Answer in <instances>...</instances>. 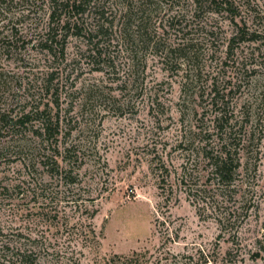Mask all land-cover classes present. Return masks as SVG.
Here are the masks:
<instances>
[{
	"label": "rangeland",
	"instance_id": "obj_1",
	"mask_svg": "<svg viewBox=\"0 0 264 264\" xmlns=\"http://www.w3.org/2000/svg\"><path fill=\"white\" fill-rule=\"evenodd\" d=\"M243 1L264 33V0ZM156 3L152 22L174 26L136 37L135 60L109 47L95 70L81 39L64 57L42 47L43 0L0 1L1 35L15 32L0 112L32 117L0 134V242L35 264H264L263 40H230L229 19L191 0ZM36 109L60 118L66 177L27 166ZM222 143L237 165L226 187L205 156Z\"/></svg>",
	"mask_w": 264,
	"mask_h": 264
},
{
	"label": "trees",
	"instance_id": "obj_2",
	"mask_svg": "<svg viewBox=\"0 0 264 264\" xmlns=\"http://www.w3.org/2000/svg\"><path fill=\"white\" fill-rule=\"evenodd\" d=\"M33 1L8 0L10 3L22 2L26 6ZM156 1L158 0H43L47 6V19L41 27L43 37L40 39V44L50 53L64 57L67 38L73 36L81 39L84 42L82 51L93 65L96 64L93 67L95 70L105 68L107 54H110L109 51L107 52L108 48L111 46L116 48L121 42L125 46L124 49L128 51L127 57L135 60L139 49H133L131 43H134L136 37L140 36L142 39L139 41L146 43V36L153 40L152 38L158 35L157 30L167 25L174 26V18L171 21L167 20L166 24L161 19L152 22L153 11H157L159 7L152 8L157 4ZM159 1L173 2V0ZM243 3V0H191L194 15L200 12L229 19L233 26L230 40L254 42L263 40L261 43L264 44L263 31L248 23L242 15ZM25 8L29 10L30 7ZM14 34L15 32L1 35L0 30V50H8L11 45H15ZM159 37L160 35L157 39ZM115 48H111V51ZM49 76L52 79L53 73ZM29 113H23L17 117L0 112V134L7 129L8 125L24 126L31 122L32 117ZM35 114L37 117L39 114L40 124L32 129V133L36 134L39 142L37 141L38 144L34 146H27L24 152L29 162L27 166L34 167L39 163L51 177L55 174L61 177L68 176L71 166L69 162H65V156H61L59 150L60 118L57 115L47 114L45 109H36ZM224 125L222 122L220 126ZM31 127L33 128L34 125ZM217 148L216 151L213 148L210 149L205 155L211 167L209 178L212 183L226 187L233 179L237 165L233 161L232 150L226 148V144L222 143ZM2 188L5 189V187ZM40 193L43 194L41 191ZM32 252L26 246L1 241L0 264H35L30 259Z\"/></svg>",
	"mask_w": 264,
	"mask_h": 264
}]
</instances>
